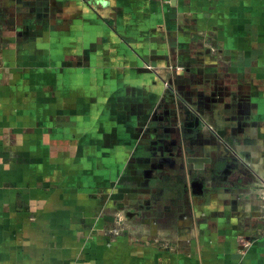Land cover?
<instances>
[{
    "label": "crops",
    "instance_id": "0c3cea01",
    "mask_svg": "<svg viewBox=\"0 0 264 264\" xmlns=\"http://www.w3.org/2000/svg\"><path fill=\"white\" fill-rule=\"evenodd\" d=\"M0 264H264V0H0Z\"/></svg>",
    "mask_w": 264,
    "mask_h": 264
},
{
    "label": "rangeland",
    "instance_id": "374dc122",
    "mask_svg": "<svg viewBox=\"0 0 264 264\" xmlns=\"http://www.w3.org/2000/svg\"><path fill=\"white\" fill-rule=\"evenodd\" d=\"M176 180H178V178L176 179ZM189 192H190V190H189ZM163 199H162V201H168L169 199H171L173 202H176V201H182V196L180 195V193H165L164 194V196L162 197ZM174 199H175V201H174ZM184 201L185 200H187V198H185V199H183ZM192 200H193V197L192 196H190V195H188V203L191 201L192 202Z\"/></svg>",
    "mask_w": 264,
    "mask_h": 264
},
{
    "label": "water",
    "instance_id": "95a60500",
    "mask_svg": "<svg viewBox=\"0 0 264 264\" xmlns=\"http://www.w3.org/2000/svg\"><path fill=\"white\" fill-rule=\"evenodd\" d=\"M195 122L198 125L199 124V118H195ZM203 189H204V187H203V183L201 181L195 180L193 182V192L195 194H202L203 193Z\"/></svg>",
    "mask_w": 264,
    "mask_h": 264
}]
</instances>
